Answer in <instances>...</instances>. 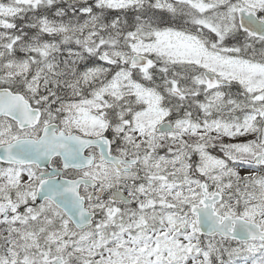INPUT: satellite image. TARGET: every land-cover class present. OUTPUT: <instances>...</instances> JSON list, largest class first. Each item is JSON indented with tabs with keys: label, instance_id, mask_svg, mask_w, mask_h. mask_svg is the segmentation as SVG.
<instances>
[{
	"label": "snow or ice",
	"instance_id": "1",
	"mask_svg": "<svg viewBox=\"0 0 264 264\" xmlns=\"http://www.w3.org/2000/svg\"><path fill=\"white\" fill-rule=\"evenodd\" d=\"M0 264H264V0H0Z\"/></svg>",
	"mask_w": 264,
	"mask_h": 264
}]
</instances>
